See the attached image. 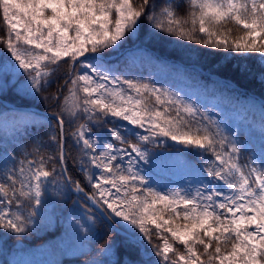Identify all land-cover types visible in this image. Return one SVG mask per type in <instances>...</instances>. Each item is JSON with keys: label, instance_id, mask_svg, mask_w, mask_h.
<instances>
[{"label": "snow or ice", "instance_id": "obj_1", "mask_svg": "<svg viewBox=\"0 0 264 264\" xmlns=\"http://www.w3.org/2000/svg\"><path fill=\"white\" fill-rule=\"evenodd\" d=\"M186 4L0 0L5 31L0 44L6 49L0 68L22 75L21 90L53 109L38 129L33 126L31 150L19 141L0 145V229L23 234L33 225L46 192L75 193L84 200L85 211L71 222L74 234L91 242L116 234L123 246L148 255L141 264H264V145L257 156L246 130L233 127L214 108L171 88L117 74L119 67L109 60L144 29L149 39L164 33L206 49L258 53L264 67V0ZM229 24L242 34L233 38L232 28L225 27ZM64 65L67 71L61 73ZM60 75L64 83L57 92L41 96ZM224 87L231 90L227 81ZM234 99V107L251 103L238 95ZM66 124L75 127L67 132ZM261 128L264 136V121ZM165 146L199 156V161L185 162L195 178L189 188L149 186L140 165ZM66 147L77 150L73 165L89 191L73 179ZM117 252L110 236L98 250L100 258L85 264H131L103 258Z\"/></svg>", "mask_w": 264, "mask_h": 264}, {"label": "trees", "instance_id": "obj_2", "mask_svg": "<svg viewBox=\"0 0 264 264\" xmlns=\"http://www.w3.org/2000/svg\"><path fill=\"white\" fill-rule=\"evenodd\" d=\"M180 3L182 8L187 7L186 0H180ZM181 14H184V12L181 11ZM225 27L232 28L233 38L242 34L231 24ZM3 36H5V31L3 21L0 19V37ZM182 45L184 46L182 47ZM5 53L6 49L3 44H0V58ZM148 57L159 60L167 59L182 64L184 66L183 70L193 79L198 80V83L201 84L209 95L219 94V103L228 109L227 118L230 119L232 126H239L242 130H246L248 143L257 156L260 155L262 145H264V136H262L261 128L264 117L260 113L244 108V105L242 107H234L237 103L234 97L237 95L240 97V100L250 98L254 102L260 101L261 106L264 105V77L261 76V73L264 72V67H261L258 53L237 54L225 53L223 49H206L203 45L189 41H179L176 37L167 36L164 33L159 34V38L149 39L146 38L145 30L142 29L137 37H129L118 52L109 57V60L112 64L119 67L117 74L123 73L126 78L146 81L148 77L147 73L150 72L154 77H161L162 79L170 77V70L167 67H158L154 62H149L147 60ZM243 68H247L248 71H243ZM66 71L67 66H62L61 73ZM213 76H216L217 79ZM23 79L22 75L17 78L11 72L6 73L0 68V98L11 103L14 109L34 107L52 113L53 109L45 104L40 97L25 94L21 90L19 81ZM218 79L229 82L231 90L225 88L224 83H221ZM63 83L64 77L60 75V78L51 87L42 92L41 96L57 92L58 87ZM64 94H66V89L61 94V99ZM8 108L10 107L0 101V111ZM33 113L43 118L46 117L43 114ZM42 120L34 119L16 122L8 131L5 128H1L0 124V145L14 144L19 141L28 150H31L32 145L28 140V136L33 133L34 125L37 129L41 126ZM17 127L19 128V132L14 130ZM74 127L75 125L70 127L66 124V131L71 132ZM25 128H27V132H25ZM103 134L108 135L106 131L100 133V135ZM241 139L244 140L245 136L242 135ZM66 144L71 145L72 141L68 140ZM167 145L172 144L167 141ZM9 151H11V148H9ZM45 151L48 150L45 149ZM170 151H175V149L165 146L157 149L156 153ZM66 152L69 156L68 168L73 179L80 180L85 186L86 191H89L90 187L87 185L83 175L73 165L72 157L78 155L77 150L74 147L70 149L66 147ZM204 155L211 158L210 153H205ZM186 156L193 162L200 159L194 153H187ZM245 159H247L246 155H242L240 163L243 164ZM217 184L219 187L222 186L219 183ZM149 186H152L151 181ZM55 197L59 208L63 212L71 213L72 215V217H69L68 224L66 221H58L54 228H48L44 232L32 225L23 234L11 233L0 229V240L2 239V245L9 253L18 250L32 253L36 259L35 264H85L86 261L100 258L98 250L111 236L118 245V252L116 256L109 255L103 257L109 262L113 259H120L121 261H130L131 264H141L142 260L149 258L144 256L147 255L145 252H137L135 249L123 246L120 236L109 233H105L96 242L87 240L85 247L77 248L73 252L61 251L58 247L59 240L64 237L65 233L70 234L74 232L73 230L70 233L68 232L72 229V220L82 217L74 216L76 211L74 209L85 211V204L84 200L74 193H66ZM179 247L182 249V246ZM44 251H46V254ZM40 253H43V256L39 255ZM38 255L41 257L37 260ZM151 259L153 261L156 260L155 256H152Z\"/></svg>", "mask_w": 264, "mask_h": 264}, {"label": "rangeland", "instance_id": "obj_3", "mask_svg": "<svg viewBox=\"0 0 264 264\" xmlns=\"http://www.w3.org/2000/svg\"><path fill=\"white\" fill-rule=\"evenodd\" d=\"M138 60V59H137ZM149 62H154L158 67H167L170 70V77L162 79L161 77H154L150 72L147 73V82L155 83L157 86H164L171 88L173 91L180 92L186 98H191L195 102L203 105L205 108H214L216 112L221 113L222 116L227 117V110L223 105H220L219 94L209 95L207 91L198 83V80L193 79L188 73H186L183 68L184 66L180 63L173 62L167 59H154L148 57ZM217 79L216 76H213ZM221 83L224 80L218 79ZM241 101H251V103L245 102L244 108L255 111L261 114L260 101H252L250 98L242 99ZM5 114L7 115V131L10 130L16 122L31 121L36 119H43L42 116H37L30 110L27 109H14L8 108L0 111V124L1 128H5ZM17 119L14 120L13 118ZM101 140L104 139L105 134L100 135ZM173 144L172 141H169ZM192 152L177 153L176 151H170L166 153H155L150 159L148 164L141 163L140 167L145 169L149 180L152 182V187H157L159 189H169V188H189L190 181H194V177L191 170L186 166V161H191L186 154ZM193 154V153H192ZM193 162V161H191ZM247 159L244 160V163ZM243 163V164H244ZM217 188L222 189L223 186ZM56 197L51 194L50 191L46 192L43 197L44 204L42 207L37 209L38 215L34 219L33 225L36 229L44 232L48 228H54L58 221H66L68 224L69 217H72L71 213H65L59 208ZM74 216H82L84 211L74 209ZM79 211V213H78ZM73 230L70 229L69 233ZM87 239H81L77 237L74 232L70 234L65 233L58 242V247L61 251L73 252L77 248H83L87 245ZM46 254V251H44ZM39 255L43 256V253ZM37 257V260L41 256ZM36 259L32 253H27V251H15L9 253L2 245V239L0 240V264H35Z\"/></svg>", "mask_w": 264, "mask_h": 264}, {"label": "water", "instance_id": "obj_4", "mask_svg": "<svg viewBox=\"0 0 264 264\" xmlns=\"http://www.w3.org/2000/svg\"><path fill=\"white\" fill-rule=\"evenodd\" d=\"M0 101H2L6 106H8V107H10V108H12L13 107V105L11 104V103H8V102H6L5 100H2L1 98H0ZM21 109H27V110H30V111H33V112H36V113H39V114H43V115H45V116H48V117H51V114L52 113H50V112H46V111H44V110H40V109H37V108H34V107H26V108H22L21 107ZM75 194V193H74ZM77 195V194H76ZM143 252V251H142ZM145 257H148V255H144ZM154 256V255H153ZM156 258V257H155ZM157 259V258H156Z\"/></svg>", "mask_w": 264, "mask_h": 264}]
</instances>
